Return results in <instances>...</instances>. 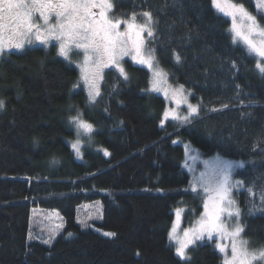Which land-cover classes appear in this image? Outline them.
<instances>
[{"label": "trees", "instance_id": "obj_1", "mask_svg": "<svg viewBox=\"0 0 264 264\" xmlns=\"http://www.w3.org/2000/svg\"><path fill=\"white\" fill-rule=\"evenodd\" d=\"M233 1L256 10L253 0ZM114 5L116 13L152 12L157 61L193 92L199 113L161 122L165 101L148 89L149 71L127 59L129 78L107 69L91 100L54 43L1 54L0 264H222L210 241L190 245V259H181L169 237L175 206L198 208L180 139L206 155L242 161L234 176L242 183L236 198L243 237L249 248L264 246V74L254 57L233 43L228 18L211 0ZM78 114L91 132L71 122ZM98 198L101 220L81 228L77 207ZM33 207L64 218L50 245L27 239Z\"/></svg>", "mask_w": 264, "mask_h": 264}, {"label": "snow or ice", "instance_id": "obj_2", "mask_svg": "<svg viewBox=\"0 0 264 264\" xmlns=\"http://www.w3.org/2000/svg\"><path fill=\"white\" fill-rule=\"evenodd\" d=\"M255 4L257 13H264V0H255ZM212 5L217 12L231 19L233 43H242L249 54H255L264 60V25L258 21L257 15L250 12L243 3L233 0H212ZM114 7L113 0H0V53L5 48L23 49L26 44L34 41L47 44L52 39L59 41V54L66 59L70 58L73 48L82 51L81 79L89 85V95L93 100L99 95L96 85L102 79L105 68L114 66L125 80L129 78L121 60L125 56H131L136 64L145 65L152 71V90L161 91L159 85L161 82L166 83L167 73L159 67L155 50L147 46L148 39L154 38L156 34L157 21L152 12L116 15ZM261 19H264V15ZM176 61H181L178 54ZM256 67L264 74V62H258ZM183 93V85L173 90V96L179 95L187 103ZM165 95H168L166 90ZM2 107L3 101H0V108ZM187 107V116L180 117L172 112V118L188 121L193 114H198V106L189 103ZM169 115L165 111V119ZM70 119L78 130H93L92 124L82 120L79 114ZM78 144L79 140L73 147ZM108 154L105 150V155ZM191 158L195 160L197 157ZM237 166L243 167V163ZM232 171L231 162L218 160L213 165L211 176L201 173L193 184V192L197 190V184L202 185L207 199L204 201V212L198 226L184 230V239L178 241L175 251L181 259H190L187 254L190 245L205 236L211 240L216 234L222 240L229 239L231 242L230 257L228 246L222 243L217 245L219 251L225 254L224 264H264V246L249 249V241L242 238L245 228L241 221V210L232 197L234 187L241 182H232ZM248 191L251 193L252 189L249 188ZM255 207L253 204L252 210ZM261 207L264 208V191L261 193ZM225 220H235V223H225ZM174 232L175 228L169 234L170 239H175ZM54 235L55 233L50 239ZM68 235L71 236L72 233ZM104 235L115 236V233L105 232ZM50 239L44 243H50Z\"/></svg>", "mask_w": 264, "mask_h": 264}, {"label": "rangeland", "instance_id": "obj_3", "mask_svg": "<svg viewBox=\"0 0 264 264\" xmlns=\"http://www.w3.org/2000/svg\"><path fill=\"white\" fill-rule=\"evenodd\" d=\"M253 1L255 3V0H253ZM211 2H212V0H211ZM113 3H114V0H113ZM255 6H256V4H255ZM250 12H252L254 15H257L258 21L262 25H264V19H261V16L264 15V13L258 14L257 10L250 11ZM114 13L116 15L131 14V13H116L115 11H114ZM227 18L229 21L228 22V32L230 33V35L232 37V33L230 31L231 19L229 17H227ZM140 19H142V17H140ZM123 30H124V26L122 25L121 31H123ZM144 35H145V37H147L146 33ZM153 39L154 38H149L148 43H147V46L152 48V49H153V47L150 45V42L153 41ZM51 43L55 44L57 54L60 57L66 59L64 56L59 54V41H57V40H54V39L49 40L47 44H42L39 41H34L32 44L48 45ZM237 43H240V42H237ZM240 44L243 45L242 43H240ZM26 45H31V44H26ZM11 50H20V49L5 48L3 53L7 52V51H11ZM3 53H0V55ZM154 54L156 57L155 51H154ZM251 55L254 57L255 64H257L258 62H264V60H261V58L256 56L255 54H251ZM69 56H70V58L66 59V60L72 62L76 66V68L78 69V73H79L78 82L82 84V86L84 87V89L88 95V98L91 99L90 95H89V93H90L89 85L86 84L81 79L80 64L83 62V52L73 48V50L70 52ZM125 59L135 63L132 60L131 56H125L121 60V64H122V61ZM156 60H157V58H156ZM137 65H140V64H137ZM140 66L145 67L149 71L150 77H149L148 89L150 91L156 92L159 95H161L165 101V107H164V110L162 113L161 122H164L166 120L164 117L165 111H168L170 113V115L167 119H173L172 115H171L172 112H175L180 117L187 116L188 112H189L187 105L189 103L192 105L198 106V113H199V107H200L199 100L193 99L194 95L190 89H187L184 87L183 96H185L187 98V103L183 102V98L181 96H179V95L173 96V90L177 89L179 87V85H181V84L174 81L170 77L169 72L166 69H164L160 64H159V67L162 68L167 73L166 83L161 82L159 85V87L161 88V91L152 90L153 73H152V71H150L147 68V66H145V65H140ZM107 69H115V67L110 66V67L105 68L103 70L102 79H99L97 81V85H96L98 90H99V94L101 91V84H102L104 72ZM165 90L168 92L167 96L165 95ZM96 97L97 96H95L94 99ZM91 100H93V99H91ZM178 100H180L181 102L177 103ZM197 115L198 114H193L191 117H189V119H191ZM175 120H177L178 122H183V120H179V119H175ZM178 142H180L182 144V146L184 147L185 152H186V159H187L186 167H187L188 171L190 172V176H191V181L189 184V189L191 191H192L193 184L196 182V180H198L201 173H206L208 176H211V174L213 173V165L216 164L218 160L231 162L233 164V171H232V175H231L232 182L234 184H236V182H240L239 179H236V177L234 176V172H235V169L238 167L237 165H239L242 161L237 160V159L224 157V156L219 155V154L206 155V154L202 153L201 151H199L198 147H196L189 140L180 139V140H178ZM75 143L76 142L73 141L72 146ZM74 148L77 150L78 146L74 147ZM193 156H196L197 158L195 160H193L191 158ZM196 187H197V190L195 191V193H196V196L198 199L197 210L194 207V205H190V203L186 204L184 201L178 203V205L175 206V208L173 209V221L171 223L169 234L171 232H173V228H175V232L173 233V235L175 236V239H171V241L175 245V250H176V247H178V241L184 239V236H183L184 230L198 226V222L200 221L202 214L204 212L203 205H204V201L207 199V194L203 191L202 185L197 184ZM240 188H242V183L236 184V186L234 187L233 192H232V197H233V199H235L236 202H237L236 192ZM237 204H238V202H237ZM238 206H239V204H238ZM239 208H240V206H239ZM57 213L59 215H56ZM102 215H103V204H102L101 199L98 198V199H95L93 201H89V202H85V203L80 204L76 209L75 220L81 226V228L85 229L87 227H92L93 222L101 220ZM225 223L234 224L235 220H232V221L225 220ZM63 229H64V218L59 211H57L55 209H42V208H38V207L31 208L30 216H29V229H28V236H27L28 240H39V241L44 242L45 240H49L50 236L53 233H55L54 238L50 239V243H45V244L50 245L53 242V240L55 239V237L58 236L61 232H63ZM105 232H109V231H104V233ZM169 237H170V235H169ZM242 238L245 239L243 237V234H242ZM204 240L210 241L213 244V247L218 251V253L222 257V261H221L222 264H224V255L225 254L221 253L219 251V248L217 247V245L222 243V244L228 246L227 251H228V255L230 257V255H231V248H230L231 242H230V240L229 239H223L222 240L218 235L214 234V236L211 240H209L207 238V236H205L204 239L197 240V241H204ZM248 247H249V245H248ZM249 249H253V248H249Z\"/></svg>", "mask_w": 264, "mask_h": 264}]
</instances>
